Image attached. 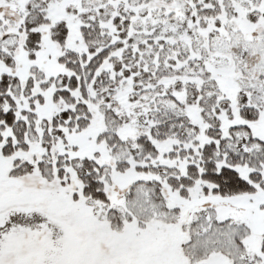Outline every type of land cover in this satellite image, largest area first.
<instances>
[{"label": "snow or ice", "instance_id": "1", "mask_svg": "<svg viewBox=\"0 0 264 264\" xmlns=\"http://www.w3.org/2000/svg\"><path fill=\"white\" fill-rule=\"evenodd\" d=\"M0 264H264V0H0Z\"/></svg>", "mask_w": 264, "mask_h": 264}]
</instances>
